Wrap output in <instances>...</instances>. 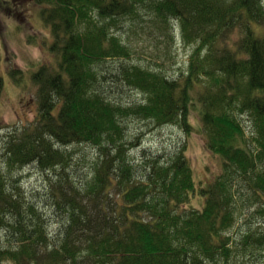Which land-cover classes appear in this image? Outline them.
<instances>
[{
    "label": "trees",
    "instance_id": "1",
    "mask_svg": "<svg viewBox=\"0 0 264 264\" xmlns=\"http://www.w3.org/2000/svg\"><path fill=\"white\" fill-rule=\"evenodd\" d=\"M33 3L58 61L32 76L33 124L3 140L0 264H264V0ZM129 31L196 43L186 71L169 77L131 61ZM125 88L141 101L112 97ZM192 112L220 161L213 180L197 188L186 143L130 157L142 147L126 119L188 135ZM82 146L94 156L79 158ZM30 165L45 173L50 214L22 190L16 171ZM244 210L258 225L234 237Z\"/></svg>",
    "mask_w": 264,
    "mask_h": 264
},
{
    "label": "rangeland",
    "instance_id": "2",
    "mask_svg": "<svg viewBox=\"0 0 264 264\" xmlns=\"http://www.w3.org/2000/svg\"><path fill=\"white\" fill-rule=\"evenodd\" d=\"M33 2L34 0H0V77L5 79L0 91V157L4 153V138L18 135L19 127L31 126L39 113L37 85L32 79L33 74L45 64L54 66L58 61V56L50 49L53 39L40 19V8ZM129 32L126 44L131 47L133 53L131 61L146 69L161 70L169 77H178L181 72L186 71L190 50L192 46H196V43L191 44L190 47L184 45L179 40L178 34H176L177 40L173 43H164L161 40L147 38L136 31ZM107 61L105 67H112L111 65L117 62ZM20 72L22 81L18 83L17 77ZM104 87L108 86L104 84ZM112 97L131 103L141 101L142 98L136 91H129L126 88L125 91L114 93ZM196 118L195 112H192L190 122L193 129L188 135L178 126L153 127L152 124L137 119H126L127 137L135 142L136 137L140 136V142L135 143L138 147H142L133 150L130 157L135 160L140 159L142 149L159 154L171 153L186 143L187 157L193 169L197 188L213 180L220 172V161L205 150L204 135ZM239 119L246 130H249L247 119L245 117ZM75 150L78 151V157L81 159L87 157L88 160L95 154V149L91 147H75ZM23 169V172L16 171L21 180L22 190L28 198L41 204L45 213L50 214L51 211L44 206L47 203V199H44L47 187L44 171L35 165ZM202 204L198 196L192 201V205L197 209ZM250 214L246 212L238 217L236 226L230 231L232 236H238L237 228L240 230V226H244L243 230L248 227L256 229L255 226L258 225L255 224L256 217ZM50 220L53 221L50 232L54 234L57 220L56 218ZM4 239L0 232V244Z\"/></svg>",
    "mask_w": 264,
    "mask_h": 264
},
{
    "label": "flooded vegetation",
    "instance_id": "3",
    "mask_svg": "<svg viewBox=\"0 0 264 264\" xmlns=\"http://www.w3.org/2000/svg\"><path fill=\"white\" fill-rule=\"evenodd\" d=\"M3 80H4V78L3 77H1Z\"/></svg>",
    "mask_w": 264,
    "mask_h": 264
}]
</instances>
